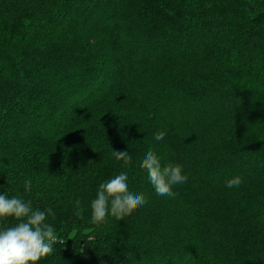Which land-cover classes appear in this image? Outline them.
<instances>
[{"label": "trees", "instance_id": "1", "mask_svg": "<svg viewBox=\"0 0 264 264\" xmlns=\"http://www.w3.org/2000/svg\"><path fill=\"white\" fill-rule=\"evenodd\" d=\"M149 148L182 166L174 197ZM121 171L146 204L91 222ZM4 192L50 213L40 264H264V0H0Z\"/></svg>", "mask_w": 264, "mask_h": 264}, {"label": "clouds", "instance_id": "2", "mask_svg": "<svg viewBox=\"0 0 264 264\" xmlns=\"http://www.w3.org/2000/svg\"><path fill=\"white\" fill-rule=\"evenodd\" d=\"M165 132L154 133L153 139L161 141ZM116 161L127 167L131 163L129 152L112 151ZM140 163L146 170L148 182L157 196L174 197L173 186L186 182L180 164L162 166L160 157L149 148L140 157ZM241 178L235 176L226 181V187L239 186ZM32 181H24V191L31 189ZM147 200L142 192L128 184V173L119 174L101 182L90 201V220L101 224L109 216L117 220L123 218L133 208L142 207ZM77 206L79 201H76ZM48 210L33 208L31 201L20 196L0 194V221L14 218L17 223L5 226L0 223V264H40V261L54 252V245L62 243L54 227L46 222Z\"/></svg>", "mask_w": 264, "mask_h": 264}]
</instances>
